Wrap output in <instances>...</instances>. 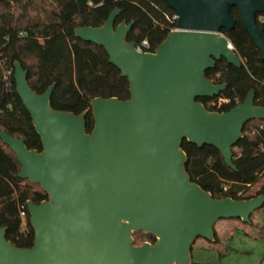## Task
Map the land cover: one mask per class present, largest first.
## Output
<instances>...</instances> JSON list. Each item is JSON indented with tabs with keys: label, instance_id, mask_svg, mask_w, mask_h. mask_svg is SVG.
<instances>
[{
	"label": "water",
	"instance_id": "95a60500",
	"mask_svg": "<svg viewBox=\"0 0 264 264\" xmlns=\"http://www.w3.org/2000/svg\"><path fill=\"white\" fill-rule=\"evenodd\" d=\"M178 15L155 53H140L128 42L134 22L116 25L115 10L98 28L75 29L77 39L102 47L130 85V97L96 98L75 115L51 105L56 84L41 95L28 72L14 63L15 91L30 114L42 151L24 139L0 132L17 157V178L38 185L47 195L27 203L34 231L31 248H18L0 228V264H194L198 240L216 241L220 221L250 225L264 208V194L234 200L215 199L187 172L184 141L218 150L236 170L233 149L245 126L264 121L255 91L229 112H210L198 99H214L227 89L206 73L225 60L240 69L244 61L222 30L231 32L237 8L242 24L264 60L262 0H164ZM91 113L94 127L87 132ZM154 243L134 244L136 232Z\"/></svg>",
	"mask_w": 264,
	"mask_h": 264
},
{
	"label": "trees",
	"instance_id": "16d2710c",
	"mask_svg": "<svg viewBox=\"0 0 264 264\" xmlns=\"http://www.w3.org/2000/svg\"><path fill=\"white\" fill-rule=\"evenodd\" d=\"M115 10H120L116 25L134 22L128 42L140 46L147 41L151 53L177 26L168 21L176 13L164 0H0V132L24 139L29 150L42 151L30 114L15 91L17 61L28 72V83L37 94L56 84L51 105L57 111L79 115L91 107L93 99L124 101L130 97L128 80L109 63L106 51L74 35L80 27H101ZM231 15L236 20L235 28L231 32L222 30V34L244 65L238 69L223 60L206 73L216 84L227 85L217 98L198 99L210 112H229L252 90L256 106L264 107V60L238 9L231 8ZM257 23L264 29V23ZM220 99L228 102L219 105ZM86 124L90 133L94 127L91 113ZM243 135L233 149L236 170L229 168L213 147L199 148L187 141L182 144L192 181L215 199H249L243 194L264 176V121L248 123ZM20 168L15 154L0 140V228L7 229L6 238L16 247L31 248L34 231L27 203L40 204L47 195L40 186L18 179ZM261 194L264 189L257 196ZM133 238L136 246L156 241L152 234L140 231ZM219 242L216 232L215 244Z\"/></svg>",
	"mask_w": 264,
	"mask_h": 264
},
{
	"label": "rangeland",
	"instance_id": "374dc122",
	"mask_svg": "<svg viewBox=\"0 0 264 264\" xmlns=\"http://www.w3.org/2000/svg\"><path fill=\"white\" fill-rule=\"evenodd\" d=\"M264 189V176L243 194L256 197ZM253 225L220 221L215 230L219 243L198 240L192 249L194 264H264V208L253 216Z\"/></svg>",
	"mask_w": 264,
	"mask_h": 264
},
{
	"label": "built area",
	"instance_id": "2783aa9c",
	"mask_svg": "<svg viewBox=\"0 0 264 264\" xmlns=\"http://www.w3.org/2000/svg\"><path fill=\"white\" fill-rule=\"evenodd\" d=\"M262 1H264V0H262ZM178 18H179L178 15L175 14L172 17H168V21H170L171 23H177L178 22ZM257 22L264 23V15L258 16L257 17ZM174 30H176V28ZM137 51L140 52V53H151L150 52V46H149L148 42L144 41V42H142V44L140 46H137ZM226 102H228V101L224 100V99H220L219 100V105H221L223 103H226ZM20 217L24 221V219H25V212L24 211H22L20 213Z\"/></svg>",
	"mask_w": 264,
	"mask_h": 264
},
{
	"label": "crops",
	"instance_id": "0c3cea01",
	"mask_svg": "<svg viewBox=\"0 0 264 264\" xmlns=\"http://www.w3.org/2000/svg\"><path fill=\"white\" fill-rule=\"evenodd\" d=\"M217 232V231H216ZM218 234V233H217Z\"/></svg>",
	"mask_w": 264,
	"mask_h": 264
}]
</instances>
